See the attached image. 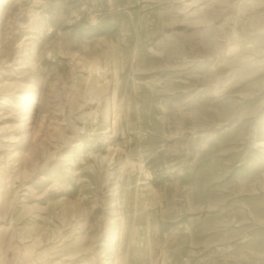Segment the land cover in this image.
Here are the masks:
<instances>
[{
  "label": "rangeland",
  "instance_id": "rangeland-1",
  "mask_svg": "<svg viewBox=\"0 0 264 264\" xmlns=\"http://www.w3.org/2000/svg\"><path fill=\"white\" fill-rule=\"evenodd\" d=\"M0 264H264V0H0Z\"/></svg>",
  "mask_w": 264,
  "mask_h": 264
}]
</instances>
